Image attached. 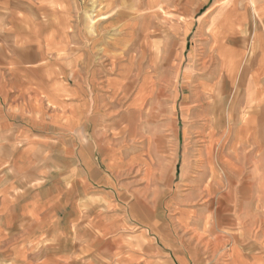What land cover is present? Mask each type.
Wrapping results in <instances>:
<instances>
[{"label": "crops", "instance_id": "obj_1", "mask_svg": "<svg viewBox=\"0 0 264 264\" xmlns=\"http://www.w3.org/2000/svg\"><path fill=\"white\" fill-rule=\"evenodd\" d=\"M75 8V0H0V264H196L201 248L188 247L182 232L177 242L171 237L169 203L160 209L154 203L159 193L144 189L137 175L124 176L138 157L121 146L125 141L116 144L117 138L108 136L116 125L106 124L107 115L100 112L106 64L93 61L86 34L75 27ZM222 10L233 35L253 22L255 69L246 104L260 128L244 118L233 129L228 121L224 129L233 149L246 153L249 142L264 144V0H226ZM97 44L115 68L124 43L103 38ZM218 49V79L206 92L213 130L205 160L214 175L219 117L232 114L225 108L226 95L243 76L240 50L223 44ZM111 78V84L119 82ZM118 128L133 132L134 126ZM221 159L229 172H241L236 165L241 159ZM263 161L264 156L260 166ZM248 175L264 190V170L258 177ZM145 191L150 200L138 197ZM178 212L185 229L186 205ZM259 241L264 243V233ZM242 242L251 243L249 237ZM240 252L232 251L226 264H242ZM255 264H264V251Z\"/></svg>", "mask_w": 264, "mask_h": 264}, {"label": "rangeland", "instance_id": "obj_2", "mask_svg": "<svg viewBox=\"0 0 264 264\" xmlns=\"http://www.w3.org/2000/svg\"><path fill=\"white\" fill-rule=\"evenodd\" d=\"M126 1L75 0L73 15L75 27L86 34L93 61L106 64L107 75H100V112L106 113V124L116 125L108 136L117 138L116 144L125 141L121 146L138 157L124 176L137 175L144 189L159 193L154 203L160 209L169 203L171 237L175 240L182 232L188 247L201 248L195 254L196 264H226L238 249L243 253L242 264H255L264 251L259 241L264 233V190L258 188V178L248 179V173L258 177L264 170L259 165L264 144L256 139L247 144L246 153L235 151L224 130L228 121L233 129L244 118L252 119L256 130L260 128L259 117L252 116L246 104L255 69L250 61L253 22L246 23V32L228 33V16L222 10L226 0ZM103 38L124 43L115 68L97 46ZM221 44L240 50L238 73L243 76L236 78L226 95L225 108L232 114L223 112L219 117L212 152L213 158H219L214 175L205 160L213 130L206 107L209 88L217 81ZM111 76L119 82L111 84ZM119 125L124 129L133 125V132L120 133ZM221 157L241 159L236 163L241 172H229ZM254 157L255 163L250 160ZM205 186L210 193H202ZM140 194L139 198L150 200L146 191ZM180 204L187 207L185 229L179 227ZM244 237L251 243H240Z\"/></svg>", "mask_w": 264, "mask_h": 264}, {"label": "bare ground", "instance_id": "obj_3", "mask_svg": "<svg viewBox=\"0 0 264 264\" xmlns=\"http://www.w3.org/2000/svg\"><path fill=\"white\" fill-rule=\"evenodd\" d=\"M175 63V62H174ZM226 70V69H225ZM201 71V70H200ZM221 71V70H220ZM223 71V70H222ZM222 74V73H221ZM232 77V76H231ZM237 78V77H236ZM218 79V78H217ZM234 85V84H233ZM214 90V89H213ZM249 122V121H248ZM227 130V129H226ZM232 131V130H231ZM236 134V133H235ZM216 141V140H215ZM209 144V146H210V142L208 143ZM233 144V143H232ZM241 144V143H240ZM247 144V143H246ZM237 150H238V148H237ZM207 151V150H206ZM207 159H208V157H207ZM227 161H229V160H227ZM210 166V165H209ZM230 168V167H229ZM206 198V197H205Z\"/></svg>", "mask_w": 264, "mask_h": 264}]
</instances>
